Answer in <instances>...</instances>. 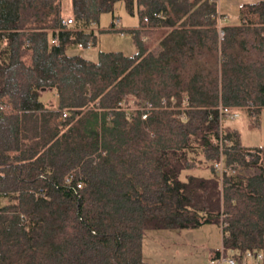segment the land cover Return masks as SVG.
I'll return each mask as SVG.
<instances>
[{
  "label": "trees",
  "instance_id": "1",
  "mask_svg": "<svg viewBox=\"0 0 264 264\" xmlns=\"http://www.w3.org/2000/svg\"><path fill=\"white\" fill-rule=\"evenodd\" d=\"M119 1L139 18L135 52L71 53ZM62 6L0 0V264H150L148 230L207 224L222 228L211 260L250 264L264 253V145L220 107L261 126L264 0L235 25L219 0H72L74 26Z\"/></svg>",
  "mask_w": 264,
  "mask_h": 264
},
{
  "label": "rangeland",
  "instance_id": "2",
  "mask_svg": "<svg viewBox=\"0 0 264 264\" xmlns=\"http://www.w3.org/2000/svg\"><path fill=\"white\" fill-rule=\"evenodd\" d=\"M252 1L256 0H219L220 10L225 15L222 17V24H238L241 5ZM113 23L115 30H111ZM72 25H75V21ZM138 25V16L129 14L124 2L119 1L114 12L104 13L100 23L93 25L96 44H91L90 47H75L71 53L80 54L93 61L98 60L101 51H122L131 55L136 49L128 31ZM160 35L159 31L154 38L160 39ZM148 45L155 52L159 49L158 40L150 39ZM49 96V93L43 94L42 98ZM235 126L241 130L242 140L246 146L264 145V113L260 127L249 126L248 120L241 114L235 121ZM195 173L207 175L208 171L198 170ZM143 247L145 260L150 264H210L214 251L222 249V228L217 224H207L181 230H148ZM249 263L256 264L253 260Z\"/></svg>",
  "mask_w": 264,
  "mask_h": 264
},
{
  "label": "built area",
  "instance_id": "3",
  "mask_svg": "<svg viewBox=\"0 0 264 264\" xmlns=\"http://www.w3.org/2000/svg\"><path fill=\"white\" fill-rule=\"evenodd\" d=\"M74 23L73 17L64 18L63 24L64 25H72ZM221 34L223 35V31H221ZM54 44H58V39H53ZM92 43H89L86 47H90ZM80 47H83L84 45L80 44ZM164 104H166V101H164ZM152 105L149 104V107ZM221 109V115L223 118H226L228 120H237L240 117V109L237 108H229V107H220ZM66 115V114H65ZM143 118H147V114L143 115ZM217 168L219 169V172L222 174L224 172V167L222 163L217 165ZM247 258L250 260H253L255 263L259 264L264 260V253L262 252H252L249 251L247 253ZM210 264H237V261L235 257L233 256H227L222 254L219 258L211 260Z\"/></svg>",
  "mask_w": 264,
  "mask_h": 264
},
{
  "label": "crops",
  "instance_id": "4",
  "mask_svg": "<svg viewBox=\"0 0 264 264\" xmlns=\"http://www.w3.org/2000/svg\"><path fill=\"white\" fill-rule=\"evenodd\" d=\"M63 16L64 18L71 17L73 15L72 0H63ZM133 29V28H132Z\"/></svg>",
  "mask_w": 264,
  "mask_h": 264
}]
</instances>
